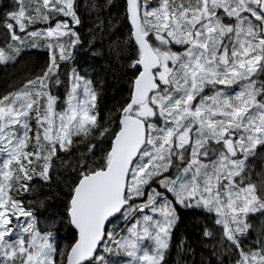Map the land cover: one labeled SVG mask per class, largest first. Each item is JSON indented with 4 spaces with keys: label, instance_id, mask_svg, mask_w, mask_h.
<instances>
[{
    "label": "snow or ice",
    "instance_id": "1",
    "mask_svg": "<svg viewBox=\"0 0 264 264\" xmlns=\"http://www.w3.org/2000/svg\"><path fill=\"white\" fill-rule=\"evenodd\" d=\"M0 71V264H264V0H0Z\"/></svg>",
    "mask_w": 264,
    "mask_h": 264
},
{
    "label": "trees",
    "instance_id": "2",
    "mask_svg": "<svg viewBox=\"0 0 264 264\" xmlns=\"http://www.w3.org/2000/svg\"><path fill=\"white\" fill-rule=\"evenodd\" d=\"M45 58L46 57L43 52L33 51L23 56V59L21 60V64L27 66V68L31 70L35 68L38 63H42ZM36 70L38 71V68ZM10 78H11V72L9 73L8 77H5L4 73L0 71V88H3L5 86V80H10ZM112 96H113L112 92H109L107 94L106 103L109 106L114 102Z\"/></svg>",
    "mask_w": 264,
    "mask_h": 264
}]
</instances>
